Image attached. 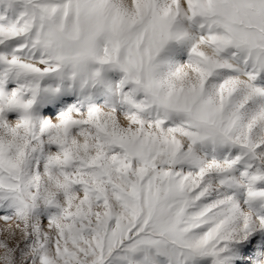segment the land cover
<instances>
[{"label":"snow or ice","instance_id":"snow-or-ice-1","mask_svg":"<svg viewBox=\"0 0 264 264\" xmlns=\"http://www.w3.org/2000/svg\"><path fill=\"white\" fill-rule=\"evenodd\" d=\"M0 264H264V0H0Z\"/></svg>","mask_w":264,"mask_h":264},{"label":"rangeland","instance_id":"rangeland-1","mask_svg":"<svg viewBox=\"0 0 264 264\" xmlns=\"http://www.w3.org/2000/svg\"><path fill=\"white\" fill-rule=\"evenodd\" d=\"M0 226H2V222H0Z\"/></svg>","mask_w":264,"mask_h":264}]
</instances>
